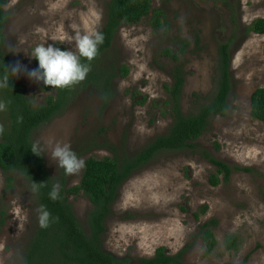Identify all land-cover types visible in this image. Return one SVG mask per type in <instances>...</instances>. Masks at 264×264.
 <instances>
[{"label": "rangeland", "instance_id": "obj_1", "mask_svg": "<svg viewBox=\"0 0 264 264\" xmlns=\"http://www.w3.org/2000/svg\"><path fill=\"white\" fill-rule=\"evenodd\" d=\"M108 1L5 0L2 53L12 66L21 65L15 79L34 106L43 102L45 93L27 78V70L35 68L27 53L37 44L52 43L49 37L59 34L65 38L54 42L75 52L78 34L101 28ZM151 6L139 22L120 26L100 56L98 66L125 65L127 74L113 78L108 95L92 86L77 90L58 115L33 131L31 141L46 153L49 140L67 142L83 161L136 153L165 133L171 122L163 101L173 63L162 51L178 53L187 43L180 55L186 71L181 109L190 114L212 96L217 51L227 42L226 114L210 120L192 142L195 147L161 152L123 181L104 220L100 242L104 251L126 258L128 264H140L159 246L169 254L184 249L185 264H264V123L249 115L251 93L264 87V32L247 31L253 20L264 19V0H152ZM202 151L248 170H233L228 181L213 186L209 175L214 167ZM41 155L59 188L78 184L82 169L65 175L47 154ZM13 201L22 207L16 219L10 213ZM68 201L87 231L89 200L79 193ZM38 218L36 197L23 176L0 169V264H19ZM208 219L216 221L217 244L204 256L196 232ZM227 234L235 236V249L225 248Z\"/></svg>", "mask_w": 264, "mask_h": 264}, {"label": "trees", "instance_id": "obj_2", "mask_svg": "<svg viewBox=\"0 0 264 264\" xmlns=\"http://www.w3.org/2000/svg\"><path fill=\"white\" fill-rule=\"evenodd\" d=\"M152 0H109L106 5L105 18L101 28L95 34L103 36V42L98 44L95 57L87 61L81 57L80 62L87 64L89 71L82 81L62 88L46 87L39 82V90L45 93L43 102L34 106L23 87L9 76V86L0 88V169L4 173L17 172L23 176L32 187L38 209L41 205L49 212L47 227H41L39 218L32 236L23 246L19 264H128L126 258L115 257L104 251L100 238L105 231L104 220L110 211L118 188L131 173L147 164L155 155L161 152L183 151L195 147L192 143L206 129L215 116H224L228 109L227 97L230 91L229 52L227 42L221 43L217 51L215 63V89L207 103L199 106L195 113L184 114L181 109V92L185 82L186 71L180 61L186 42L180 46L179 52L164 49L162 52L173 63L170 76L172 82L166 87V99L163 101L165 110L171 118L167 131L154 136L148 143L132 155L117 158L104 156L102 158L88 157L84 160L78 184L59 188L58 199H49L48 193L53 184L52 178L44 167L42 155L31 152L33 131L40 125L58 115L67 105L71 96L80 89L89 86L100 89L108 95L113 78L125 76V65L114 68L98 66L100 56L110 47L118 28L139 22L152 9ZM5 0H0V74L11 68L10 60L2 53L4 40L3 27L7 19L3 9ZM251 33L264 32V19L257 18L248 26ZM182 41V40H180ZM56 47L63 48L58 42ZM36 68L37 62L33 58ZM119 71V72H118ZM249 115L252 119L264 123V87H258L250 95ZM217 148L218 145L214 144ZM202 157L214 167V173L209 175V183L213 186L229 180L233 170H244L238 166H230L206 151ZM8 186L12 177L6 178ZM79 193L87 197L90 209L86 217L87 231L84 230L78 218L72 211L69 196ZM206 206L201 207L204 213ZM216 221L208 219L199 224L196 235L203 243V255H208L216 246L213 227ZM226 249H235L236 238L233 234L224 236ZM184 249L169 254L163 246L157 247L152 256L141 258L140 264H185ZM208 264V263H205ZM221 264H241L225 262Z\"/></svg>", "mask_w": 264, "mask_h": 264}, {"label": "clouds", "instance_id": "obj_3", "mask_svg": "<svg viewBox=\"0 0 264 264\" xmlns=\"http://www.w3.org/2000/svg\"><path fill=\"white\" fill-rule=\"evenodd\" d=\"M65 36L63 34L50 36L49 41L52 43H41L30 49L27 55L30 58H34L37 62V66L34 69L27 70V78L31 81L42 82L46 87L62 89L70 87L85 78V75L89 71L87 64L81 63L80 58L83 57L87 61H91L97 51V45L103 42V36L101 34H88L77 35L74 40V47L76 49L73 52L70 49H64L56 47L53 43L57 39L63 40ZM7 68V72L0 74V88L9 86V76L12 79L21 70L19 62L11 68ZM50 151L47 153L39 147L37 144H33L31 152L36 156L41 154H47L51 161L55 162L57 169H62L65 175H74L78 173L84 167L83 159L79 158L76 153L71 149L70 144L67 142L48 141ZM40 183H33L31 191H37V185ZM59 195V185L53 183L48 193L49 199L56 200ZM11 214L13 218L21 213L22 207L15 201ZM49 221V212L43 205L39 210V224L41 227H47Z\"/></svg>", "mask_w": 264, "mask_h": 264}]
</instances>
